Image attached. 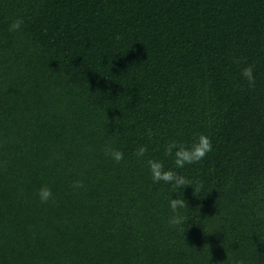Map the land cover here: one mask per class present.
<instances>
[{
	"label": "trees",
	"instance_id": "1",
	"mask_svg": "<svg viewBox=\"0 0 264 264\" xmlns=\"http://www.w3.org/2000/svg\"><path fill=\"white\" fill-rule=\"evenodd\" d=\"M197 134L177 169L164 146ZM240 262L264 264V0H0V264Z\"/></svg>",
	"mask_w": 264,
	"mask_h": 264
},
{
	"label": "clouds",
	"instance_id": "2",
	"mask_svg": "<svg viewBox=\"0 0 264 264\" xmlns=\"http://www.w3.org/2000/svg\"><path fill=\"white\" fill-rule=\"evenodd\" d=\"M23 25V19L17 18L9 25V31L18 32ZM237 65L245 64L241 70V76L247 81L249 87L255 86V76H254V65L247 64L244 59L235 60ZM148 136L151 138L153 133L149 130ZM105 155L116 163H120L124 159V153L119 149L113 148L111 145L105 146ZM212 151V143L208 136L204 134H197L193 142L190 145L184 143H179L177 141H170L164 146L165 156L172 157L174 165L177 169L184 168L185 165L195 164L200 162L205 158V156ZM148 152L147 146L141 145L135 150V156L137 158L145 157ZM146 167L151 175L153 183L163 182L165 184L172 185L174 189L187 188L193 183L191 180L183 175L178 174L176 171L165 168V165L160 160L147 159L145 161ZM198 183L197 191L202 184ZM73 188H83L84 185L80 181H76L72 185ZM41 203H47L51 200L52 191L49 187L42 186L37 193ZM168 206L172 212V215L168 219L170 226H180L183 227L187 223L186 217L180 215L179 209H188V204L186 200L182 198H168ZM187 230V229H186ZM185 230V231H186ZM185 233V232H184ZM209 251L210 245H205ZM210 257V254H209ZM211 259V257H210ZM243 264V262H240Z\"/></svg>",
	"mask_w": 264,
	"mask_h": 264
}]
</instances>
